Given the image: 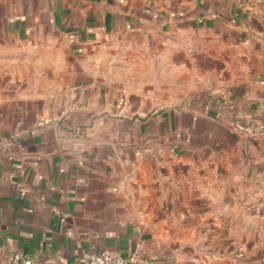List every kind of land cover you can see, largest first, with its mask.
Listing matches in <instances>:
<instances>
[{
	"label": "crops",
	"instance_id": "0c3cea01",
	"mask_svg": "<svg viewBox=\"0 0 264 264\" xmlns=\"http://www.w3.org/2000/svg\"><path fill=\"white\" fill-rule=\"evenodd\" d=\"M262 127L264 0H0V264H264Z\"/></svg>",
	"mask_w": 264,
	"mask_h": 264
},
{
	"label": "built area",
	"instance_id": "2783aa9c",
	"mask_svg": "<svg viewBox=\"0 0 264 264\" xmlns=\"http://www.w3.org/2000/svg\"><path fill=\"white\" fill-rule=\"evenodd\" d=\"M264 128V127H262ZM264 132V131H263ZM31 258H21L15 256L11 259V264H32ZM81 264H174L163 263L153 258L145 256L144 247L141 242L136 243L130 254L120 251L104 249L97 253L86 252L83 255Z\"/></svg>",
	"mask_w": 264,
	"mask_h": 264
}]
</instances>
